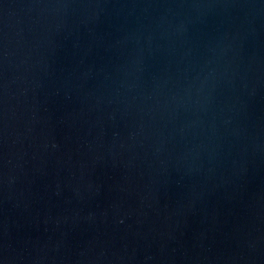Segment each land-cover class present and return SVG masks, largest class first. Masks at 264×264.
<instances>
[{
  "label": "water",
  "instance_id": "obj_1",
  "mask_svg": "<svg viewBox=\"0 0 264 264\" xmlns=\"http://www.w3.org/2000/svg\"><path fill=\"white\" fill-rule=\"evenodd\" d=\"M0 264H264V0H0Z\"/></svg>",
  "mask_w": 264,
  "mask_h": 264
}]
</instances>
